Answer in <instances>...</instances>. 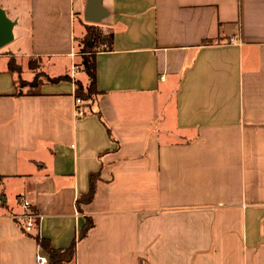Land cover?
<instances>
[{"label":"crops","instance_id":"1","mask_svg":"<svg viewBox=\"0 0 264 264\" xmlns=\"http://www.w3.org/2000/svg\"><path fill=\"white\" fill-rule=\"evenodd\" d=\"M85 2L0 0V264H38L35 234L76 239L68 264H264V0H102L112 48L78 116Z\"/></svg>","mask_w":264,"mask_h":264},{"label":"trees","instance_id":"2","mask_svg":"<svg viewBox=\"0 0 264 264\" xmlns=\"http://www.w3.org/2000/svg\"><path fill=\"white\" fill-rule=\"evenodd\" d=\"M86 35L82 40L81 57H82V69L86 73L88 78L87 86L84 87L79 80H75V97L80 98L87 102H93L96 95L99 93L95 84V55L100 50H109L112 48V34H103L97 25H87ZM212 40H206V43H210ZM13 69H19L13 62H10ZM67 78L66 76H60L58 79ZM57 79V78H53ZM96 113V112H94ZM99 117L100 115L96 113ZM109 131V129H107ZM110 134V133H109ZM101 168L98 171L90 172L88 174V189L84 193H79L76 197L75 204L78 212L83 213L82 205L92 201L96 182L100 179ZM93 226L92 217L84 215V223L80 227L77 239L85 237L87 231ZM36 242L45 251L48 256V264H68L73 261L76 251V239L66 248H54L50 245L49 241L45 238L34 235Z\"/></svg>","mask_w":264,"mask_h":264},{"label":"water","instance_id":"3","mask_svg":"<svg viewBox=\"0 0 264 264\" xmlns=\"http://www.w3.org/2000/svg\"><path fill=\"white\" fill-rule=\"evenodd\" d=\"M102 0H86L83 18L89 23H98L108 15V12L101 4ZM14 21L11 20L0 6V47L10 42L13 38L12 26Z\"/></svg>","mask_w":264,"mask_h":264},{"label":"built area","instance_id":"4","mask_svg":"<svg viewBox=\"0 0 264 264\" xmlns=\"http://www.w3.org/2000/svg\"><path fill=\"white\" fill-rule=\"evenodd\" d=\"M75 71V69H74ZM76 107L75 112L76 115L82 116L86 113V107L84 105V102L80 98L75 99ZM18 201L23 207V212L20 216H16V218H21L22 223L21 226L24 230V232L31 233L36 230L38 225V214L31 210L30 208V202L26 200L23 197H19ZM35 261L38 264H48V258L47 256L41 254L40 252H36L35 254Z\"/></svg>","mask_w":264,"mask_h":264},{"label":"rangeland","instance_id":"5","mask_svg":"<svg viewBox=\"0 0 264 264\" xmlns=\"http://www.w3.org/2000/svg\"><path fill=\"white\" fill-rule=\"evenodd\" d=\"M78 20L80 21L81 24H83L84 29H86L85 27H86L87 25L90 24V23H85V22L83 21L82 18H79ZM77 23H79V22L77 21ZM85 35H86V30H85L84 35L78 38L77 43H78V42L80 43V42L83 40V38L85 37ZM79 46L81 47V45H79ZM17 66L21 68L20 65H17ZM25 75L28 76V73H26ZM38 77H42V76L36 74L35 77H34V80L31 82V84H29L28 82H25V81H20V85H22V86H25V85H32V84L35 83V81H37V78H38ZM86 86H87V85H86ZM31 233H34V231L31 232Z\"/></svg>","mask_w":264,"mask_h":264}]
</instances>
